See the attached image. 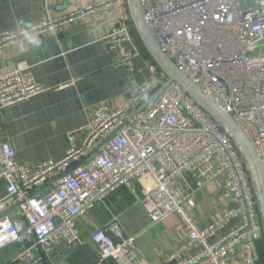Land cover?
Returning a JSON list of instances; mask_svg holds the SVG:
<instances>
[{
  "label": "built area",
  "instance_id": "obj_1",
  "mask_svg": "<svg viewBox=\"0 0 264 264\" xmlns=\"http://www.w3.org/2000/svg\"><path fill=\"white\" fill-rule=\"evenodd\" d=\"M140 2L163 52L231 115L264 165V0ZM101 8L107 11L97 15L107 30L103 40L116 65L133 75L138 72L134 60L139 58L150 76L122 105L98 108L84 125L71 130L69 146L59 161L25 166L16 150L0 139V180L5 182L0 215L20 204L0 219V249L21 240L17 223L26 225L37 249L49 252L59 244L77 246L81 244L78 218L126 186L152 224L170 214L180 217L187 241L165 264H228L239 251L241 264H264L263 226L241 154L203 108L177 83L168 82L154 62L143 59L126 0H97L94 7L70 16L52 18L47 13L37 26L18 33L0 32V51L45 32L57 33L76 20L86 22ZM67 86L41 85L20 68L1 71L0 111ZM220 178L222 195L231 207L201 228L193 197ZM137 182L140 191L133 189ZM49 183L42 193L30 197ZM233 221L238 223L229 227ZM90 241L100 264L107 260L140 264L135 239L125 236L117 221L96 229ZM191 249L196 251L191 254ZM20 260L32 257L26 251Z\"/></svg>",
  "mask_w": 264,
  "mask_h": 264
},
{
  "label": "crops",
  "instance_id": "obj_2",
  "mask_svg": "<svg viewBox=\"0 0 264 264\" xmlns=\"http://www.w3.org/2000/svg\"><path fill=\"white\" fill-rule=\"evenodd\" d=\"M96 1L0 0V32L18 33L39 25L47 13L52 18L66 17L94 7ZM106 12L97 9L86 22L76 20L57 33L45 32L0 51V72L20 68L41 85H68L0 111V139L16 150L19 163L34 167L61 160L69 146L71 130L84 125L89 114L98 108L115 109L122 105L129 93L149 78L150 73L139 58L134 60L138 72L133 75L116 65L113 52L103 40L107 30L97 16ZM142 56L148 60L143 53ZM133 189L140 191L141 184L135 183ZM222 189L220 178L195 193L199 227L208 226L230 209ZM4 195L5 182L0 180V200ZM114 221L120 224L125 236L135 239L140 264H165L167 257L187 241L177 214L152 224L133 190L121 186L78 218L76 228L81 244L65 246V255L58 252L62 260L66 264H100L90 236ZM236 223L231 222L229 227ZM229 227L215 239L222 237ZM195 251L191 249L189 253ZM23 254L17 259L20 263L26 261L20 260ZM242 255L239 251L228 264H241ZM103 264L116 263L107 260Z\"/></svg>",
  "mask_w": 264,
  "mask_h": 264
},
{
  "label": "water",
  "instance_id": "obj_3",
  "mask_svg": "<svg viewBox=\"0 0 264 264\" xmlns=\"http://www.w3.org/2000/svg\"><path fill=\"white\" fill-rule=\"evenodd\" d=\"M126 1L133 27L135 28L139 39L154 63L167 75L168 82L177 83L201 108H203L225 131L241 154L249 173L264 233V165L260 163L251 141L231 115L226 113L216 101L208 96L198 85L192 83L184 74H182L172 60L163 52L145 19L140 0ZM89 157L82 162L86 161ZM61 176L62 175H59L54 181L58 180ZM51 183L36 190L30 197L38 195L40 191ZM19 205L20 204H17L9 211L1 214L0 219L10 214L13 210L19 207ZM16 228L21 240L0 249V264H66L61 257V255L66 254L64 251V244H59L51 251L45 252L40 247L37 249L33 236L26 234L27 228L24 223H17ZM25 251H28L32 260L21 263L18 262V257ZM58 252H60L61 255H59Z\"/></svg>",
  "mask_w": 264,
  "mask_h": 264
},
{
  "label": "trees",
  "instance_id": "obj_4",
  "mask_svg": "<svg viewBox=\"0 0 264 264\" xmlns=\"http://www.w3.org/2000/svg\"><path fill=\"white\" fill-rule=\"evenodd\" d=\"M133 34H134V36H135V38H136V40H137V43H138V46H139L141 52L144 54V56H145L148 60L154 62V61L152 60V58L150 57L149 53L147 52V50L145 49V47L143 46V44H142L141 40L139 39V36H138V34H137V32H136V30H135L134 27H133ZM260 251H261L262 258H263V260H264V238H263V241H262V243H261V245H260Z\"/></svg>",
  "mask_w": 264,
  "mask_h": 264
}]
</instances>
